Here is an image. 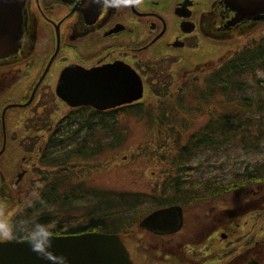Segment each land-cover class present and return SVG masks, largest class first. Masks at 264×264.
Returning a JSON list of instances; mask_svg holds the SVG:
<instances>
[{
	"label": "trees",
	"instance_id": "16d2710c",
	"mask_svg": "<svg viewBox=\"0 0 264 264\" xmlns=\"http://www.w3.org/2000/svg\"><path fill=\"white\" fill-rule=\"evenodd\" d=\"M163 62L167 61L151 62L143 72L150 94L157 101L155 105L153 101L140 100L104 112L81 107L67 112L51 129L38 160L40 167L53 170L40 171L42 185L36 191L44 203L31 197L16 215L13 225L18 237H25V232L20 230V222L25 221V228L36 223L49 225L54 236L97 232L117 234L121 238L136 225L142 229L140 221L153 211L172 206L183 210L247 187L252 205L251 191L264 183V159L246 165L228 181L192 177L191 161L198 153L220 152L230 147L264 153V78L259 75L264 72V37L250 41L217 65L194 71L193 79H189L191 85L176 90L171 105L167 91L172 77L168 68L161 69ZM192 101H198L202 112L208 114L194 130L187 127L186 119L192 118L194 112L198 116L203 114L200 109L182 112L181 108L182 102L184 106ZM119 116L145 121L162 138L167 133L175 135L178 130H191L176 152L167 158L162 156L171 171L163 180L160 194L103 189L79 176L78 163L124 145L130 131L119 126ZM263 245L254 243L249 247V257L261 264H264Z\"/></svg>",
	"mask_w": 264,
	"mask_h": 264
},
{
	"label": "rangeland",
	"instance_id": "374dc122",
	"mask_svg": "<svg viewBox=\"0 0 264 264\" xmlns=\"http://www.w3.org/2000/svg\"><path fill=\"white\" fill-rule=\"evenodd\" d=\"M209 13L210 10L206 8L204 13L206 18ZM209 21L211 23L212 18ZM208 24L197 48L183 50L182 60L178 62L163 59L167 62L161 63V69L168 68L172 77L171 87L167 91L170 94V99H167L170 105L174 104L176 90L191 85L194 71L196 73L211 65H217L227 55L250 41L264 37V20L245 23L220 34L213 32V28ZM259 75L264 78V72ZM190 78L192 79L189 80ZM143 81L145 89L141 101H153L155 105L157 101L150 94L145 77ZM24 92L25 89L22 90L21 96L11 95L8 103L20 100L25 95ZM43 104L42 107L11 109L9 114L10 136L14 135L16 139L24 137L32 139V142L26 144L16 141L8 144V152L0 159V164L1 162L3 164L0 167L8 176L11 174V168L13 171L15 168L27 169L28 175L24 178L27 182V194L25 202L21 200L23 203L31 198V193L37 189L36 185H42L40 171L53 172L38 164L41 147L47 141L51 129L69 111L52 95L47 96ZM8 107L11 108L13 105ZM181 108L182 112L200 109L198 101L184 103V106L182 102ZM200 111L203 115L198 116V112H194L192 118L186 119L187 127L191 126L194 130L208 118L207 112H202L201 109ZM28 118H34L32 120L34 122L24 126V120ZM118 122L120 127L130 131L124 145L115 151H106L92 160L78 163L76 170L79 176L87 183L103 189L160 194L163 180L171 171L170 164L166 159L163 160L162 156L167 158L176 152L191 130H178L175 135L167 133L162 138L157 135L155 127L150 129L145 121L134 116H119ZM263 159L262 152L250 153L231 147L220 152L198 153L191 161L194 166L191 169L194 173L192 177H198V180L228 181L246 165L261 162ZM19 164L21 165L18 166ZM9 178L12 179V175ZM254 184L252 187L257 188ZM262 187L264 189V183ZM247 188L233 191L212 201H204L200 205L183 208V225L170 236L153 237L137 225L132 227L126 234L121 235V238L129 248L127 250L131 253L133 264H178L181 258L183 264H224L230 260V264H241L244 259H250L249 247L254 243L264 244V200L258 203L259 198L264 196V190L261 194H255L251 207L246 193L249 190ZM10 198L11 203L18 200L15 192ZM15 209L8 215L10 216Z\"/></svg>",
	"mask_w": 264,
	"mask_h": 264
},
{
	"label": "flooded vegetation",
	"instance_id": "af4514ba",
	"mask_svg": "<svg viewBox=\"0 0 264 264\" xmlns=\"http://www.w3.org/2000/svg\"><path fill=\"white\" fill-rule=\"evenodd\" d=\"M206 8L210 10L207 18L204 15ZM250 22L251 19L242 18L227 8L224 0H145L140 7L106 10L92 0H23L21 40L17 51L0 57V159L8 152V144L32 142L29 137L16 139V136H10L11 109L42 107L45 98L51 95L69 111L90 108H72L56 95L57 83L67 69L91 70L122 63L143 80L142 73L147 64L163 59L175 63L182 60L183 50L197 48L206 24L220 34ZM143 86L145 88L144 81ZM23 89L26 93L20 100L8 103L11 95H23ZM11 105L20 106L9 108ZM33 119H25L24 126L32 124ZM3 171L0 167V200L7 203L8 213L17 207L9 216L13 223L28 202L23 203L27 194L24 178L28 171L24 167L14 171L11 168L12 179ZM263 190L259 187L251 194L254 197ZM13 192L18 200L11 203ZM263 200L264 196L258 203ZM176 227L174 218L169 217L156 221L155 229L148 232L153 237L163 238L176 233ZM23 239L25 237L17 236L13 241ZM124 245L129 250L126 243ZM129 258H132L131 253ZM230 261L224 264H230ZM177 263L183 264V258ZM241 264L261 263L250 257Z\"/></svg>",
	"mask_w": 264,
	"mask_h": 264
},
{
	"label": "water",
	"instance_id": "95a60500",
	"mask_svg": "<svg viewBox=\"0 0 264 264\" xmlns=\"http://www.w3.org/2000/svg\"><path fill=\"white\" fill-rule=\"evenodd\" d=\"M224 4L242 18L264 20V0H224ZM22 7L23 0H0V57L17 51L21 40ZM56 95L70 107L91 106L104 111L141 100L143 81L139 74L122 63L91 70L73 67L61 74ZM169 217L174 218L176 230H179L183 225L179 206L153 211L139 226L154 230L156 221ZM50 251L66 257L67 264H132L117 234L91 232L54 236ZM0 264H48V261L32 252L23 239L0 243Z\"/></svg>",
	"mask_w": 264,
	"mask_h": 264
},
{
	"label": "clouds",
	"instance_id": "9594fccd",
	"mask_svg": "<svg viewBox=\"0 0 264 264\" xmlns=\"http://www.w3.org/2000/svg\"><path fill=\"white\" fill-rule=\"evenodd\" d=\"M92 2L99 4L102 10H106L108 8L140 7L145 0H92ZM39 187L40 185H36V188ZM31 197L39 200L41 204L44 203L36 190H33ZM25 224V221L20 222V230L25 232V239L32 252L36 253L41 259L48 261V264H67L66 257L56 256L50 251L54 233L50 230L49 225L36 223L25 228ZM15 239H17L16 228L9 218L8 205L5 201L0 200V242Z\"/></svg>",
	"mask_w": 264,
	"mask_h": 264
},
{
	"label": "bare ground",
	"instance_id": "6f19581e",
	"mask_svg": "<svg viewBox=\"0 0 264 264\" xmlns=\"http://www.w3.org/2000/svg\"><path fill=\"white\" fill-rule=\"evenodd\" d=\"M251 21H258V18H255V19H253V20H251ZM25 33V32H24ZM24 40V39H23Z\"/></svg>",
	"mask_w": 264,
	"mask_h": 264
}]
</instances>
